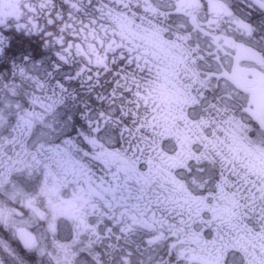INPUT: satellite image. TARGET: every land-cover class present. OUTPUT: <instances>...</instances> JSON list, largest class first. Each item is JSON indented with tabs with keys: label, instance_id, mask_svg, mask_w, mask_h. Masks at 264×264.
Masks as SVG:
<instances>
[{
	"label": "snow or ice",
	"instance_id": "1",
	"mask_svg": "<svg viewBox=\"0 0 264 264\" xmlns=\"http://www.w3.org/2000/svg\"><path fill=\"white\" fill-rule=\"evenodd\" d=\"M145 24L188 45L199 124L211 127L203 113H214L264 146V119L244 120L251 105L237 118L224 66L240 49L264 62V0H245L243 14L233 0H0V124L22 138L30 169L77 186L79 225L113 264H264V174L238 169L207 136L188 153L157 147L140 116L137 74L153 70L135 43ZM15 215L0 208V264H25L38 246Z\"/></svg>",
	"mask_w": 264,
	"mask_h": 264
},
{
	"label": "flooded vegetation",
	"instance_id": "2",
	"mask_svg": "<svg viewBox=\"0 0 264 264\" xmlns=\"http://www.w3.org/2000/svg\"><path fill=\"white\" fill-rule=\"evenodd\" d=\"M233 4L240 14L244 13L245 0H233ZM133 10L139 11V9ZM257 24L259 26V21H257ZM144 27L146 26L144 25ZM154 29L156 32L158 31L153 25L145 30L153 32ZM260 34L258 33L257 36L259 37ZM172 37H174L173 34ZM135 43L141 45L142 48L146 47L150 51L152 38H149L143 32H139ZM155 47H157L158 53L157 58H154V56L150 59L152 61V72L143 75L137 74V81L140 82L143 91V98L139 101L140 116L146 118L150 125L153 124V118L158 111L156 105L152 102L159 100V107H161L168 99L180 96L181 99L190 97L192 103L193 95L189 91L192 85L190 73L186 71V62L183 60L179 62L172 54L169 55V58H161L162 52L166 51L164 45L159 43L155 44ZM183 49H188V45L185 44ZM40 50L42 52L46 51L42 45ZM224 66L231 81L227 87L236 96L237 118L241 117L239 112L241 105H251L254 116L264 119V62H258L245 49H240L236 55L224 58ZM211 68L213 71L217 70L214 62L211 63ZM200 71L204 72L206 69L201 66ZM214 86L215 81L209 85L210 88H214ZM75 87L83 95V90L80 89L78 83ZM212 95L213 93H208L209 100H211ZM146 98L149 101L147 104L142 101ZM193 110L198 116L201 115L199 108ZM203 114L205 118L214 119L216 123L208 127L199 124V121H197V140L203 141L205 136L213 140L215 139V132L218 133V142H214L217 151L228 159L234 160L238 169L243 166L254 170L257 174H264V146L251 144L241 139L237 131H234L231 126L223 124L222 118L215 116L214 113L210 114L205 111ZM254 119V117H244V120L249 124ZM1 143H6L11 149L8 154H3L4 150L0 149V161L3 157L7 156L9 158V164L5 166L8 170H4L0 163V208L14 209L16 211L14 219L21 226L31 229L38 238L37 248L23 254L25 264H31L36 259V252L41 249H43V255L45 256L44 264H52L51 259H49L50 253L56 256L63 255L69 241L74 242L73 250L75 253L81 252L82 231L79 225L81 213L77 202L74 200V193L78 190L77 186H69L67 191L61 187L57 188L55 190L58 194L57 202L53 204V210L48 211L50 208L47 202L44 201L51 194V189L47 187V182L42 178L41 171L30 169L27 166L28 159L25 153L18 149V142ZM193 147L199 150L197 146L194 145ZM8 160L6 159L4 162L8 163ZM34 173H38V175H34ZM5 176L7 177L6 180L3 179ZM63 194L67 196L68 203H65ZM28 201H32L33 206L44 214L43 219L27 206ZM20 219L22 220L19 221ZM66 232L74 236H67ZM0 236L7 238L8 232L0 228ZM98 242L100 245H95V253L102 254L104 264H113L111 258L103 255L105 253V242ZM55 259L53 264H59V258L55 257Z\"/></svg>",
	"mask_w": 264,
	"mask_h": 264
},
{
	"label": "rangeland",
	"instance_id": "3",
	"mask_svg": "<svg viewBox=\"0 0 264 264\" xmlns=\"http://www.w3.org/2000/svg\"><path fill=\"white\" fill-rule=\"evenodd\" d=\"M146 27H143V30L140 31L143 32L146 36H148L149 38H152L158 42H160L161 44L164 45L165 50L169 53L172 54L173 57H178L177 59L183 60L184 62H186L189 66L191 65V60L190 57L188 56V54L183 51V47H175L173 44L174 41V37L168 35V34H164L163 32H161L160 30H158L157 32L154 31L151 32L150 30H145L147 27L152 26V25H148L145 24ZM145 101V103L147 104L149 101L146 100H142ZM159 100L152 102L153 104L156 105V109H158L160 103H158ZM183 103H181L179 105V108H183ZM162 107H164V104L162 105ZM167 112V109H165V113ZM167 117L163 116V119H166ZM160 119V118H159ZM155 122V121H154ZM15 138V139H14ZM163 138V135L159 138V141ZM20 139H22L17 132L13 131L11 123L10 122H5L3 124H0V143L1 142H18ZM154 142H157L156 139L153 138ZM179 145V144H177ZM156 146L158 147V143L156 144ZM0 149H3L5 152L9 149V146L6 143H1L0 144ZM43 178V177H42ZM62 186V184H60ZM59 185V186H60ZM39 187H42L40 185H38ZM48 186L50 187L51 194L48 196V199L44 202H47L48 207L50 208L49 211L53 210V204L57 201V194L55 192V187L53 185L52 180L50 179V182L48 184ZM63 198L65 200V203H68L67 200V196L63 195ZM64 205V204H63ZM73 206V205H71ZM52 209V210H51ZM80 213H81V209H80ZM21 221V219L19 220ZM25 222V221H24ZM85 232V239L90 240L91 236H93L89 231L86 230H82V233ZM65 263L66 264H73L72 260L67 258L65 259Z\"/></svg>",
	"mask_w": 264,
	"mask_h": 264
},
{
	"label": "bare ground",
	"instance_id": "4",
	"mask_svg": "<svg viewBox=\"0 0 264 264\" xmlns=\"http://www.w3.org/2000/svg\"><path fill=\"white\" fill-rule=\"evenodd\" d=\"M192 116H193V121L194 122L198 121V119H197L199 117L198 114H193Z\"/></svg>",
	"mask_w": 264,
	"mask_h": 264
},
{
	"label": "trees",
	"instance_id": "5",
	"mask_svg": "<svg viewBox=\"0 0 264 264\" xmlns=\"http://www.w3.org/2000/svg\"><path fill=\"white\" fill-rule=\"evenodd\" d=\"M33 42H35V41H33Z\"/></svg>",
	"mask_w": 264,
	"mask_h": 264
}]
</instances>
